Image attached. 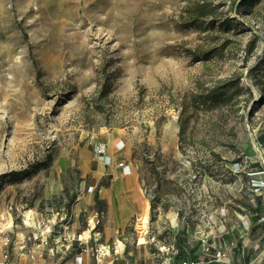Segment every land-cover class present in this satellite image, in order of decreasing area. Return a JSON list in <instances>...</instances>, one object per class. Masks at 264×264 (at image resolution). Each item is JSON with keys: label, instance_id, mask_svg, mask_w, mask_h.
Wrapping results in <instances>:
<instances>
[{"label": "rangeland", "instance_id": "rangeland-1", "mask_svg": "<svg viewBox=\"0 0 264 264\" xmlns=\"http://www.w3.org/2000/svg\"><path fill=\"white\" fill-rule=\"evenodd\" d=\"M238 1L0 0V176L28 174L0 181V264H262L264 0ZM120 163L150 212L113 227Z\"/></svg>", "mask_w": 264, "mask_h": 264}, {"label": "bare ground", "instance_id": "bare-ground-1", "mask_svg": "<svg viewBox=\"0 0 264 264\" xmlns=\"http://www.w3.org/2000/svg\"><path fill=\"white\" fill-rule=\"evenodd\" d=\"M122 144L115 145V149H121ZM103 199L108 200L111 210V224L113 227L122 225L126 221V215L131 211H139V189L135 180V175L129 165L122 170L121 174L115 175L110 188L101 193ZM146 214L142 220L145 222Z\"/></svg>", "mask_w": 264, "mask_h": 264}, {"label": "trees", "instance_id": "trees-1", "mask_svg": "<svg viewBox=\"0 0 264 264\" xmlns=\"http://www.w3.org/2000/svg\"><path fill=\"white\" fill-rule=\"evenodd\" d=\"M253 2H254V0H239L237 3V6L235 7V12L239 16H244L245 13L243 10L247 6L253 4ZM194 8L199 12V15L201 17H207L209 15V13H208L209 11L207 10V6L205 4L196 5ZM256 46H257V39L255 36H253L249 45H248V48L245 51L246 56L244 57V61H247V59L250 56H252V53H253L254 49L256 48ZM235 86H236L237 90H240L237 83ZM225 94H226V92L224 90L221 91V90H219V88H217V89L211 90L208 93L207 97L211 102H214L217 99H219L220 97H224ZM49 159H50V156L48 155L47 160H49ZM45 165H46V163L40 164V166H45ZM27 175H28L27 171H25V170H23V171H10L8 173L1 175L0 181L7 179L9 183H19L24 178H26ZM93 199H94L95 207L97 208V210L99 212H102L105 208V203L103 200H101L99 198L98 190L95 191ZM262 264H264V260H263Z\"/></svg>", "mask_w": 264, "mask_h": 264}, {"label": "built area", "instance_id": "built-area-1", "mask_svg": "<svg viewBox=\"0 0 264 264\" xmlns=\"http://www.w3.org/2000/svg\"><path fill=\"white\" fill-rule=\"evenodd\" d=\"M99 156H98V160L100 162L103 163L104 166H109L112 162V159L110 156H104L103 153L99 152L98 153ZM263 164V165H262ZM262 164L261 162L258 163V166L260 168H262V170H260V174L264 173V161H262ZM119 167L122 168V170L126 167V165H123V163H120L119 164ZM255 174H258L257 172L256 173H251L249 174L250 177L252 176H256ZM252 184H254L252 187H253V192L254 193H261V191H263V187L264 186V182L263 181H259V180H256V179H252ZM262 184V185H261ZM264 222V216L260 217L255 225H258L260 223H263ZM246 224V226L248 225L246 222L244 223ZM187 228L189 227V225H186ZM154 241V238L151 237V241L150 242H153ZM147 241H145L144 244H146ZM6 245V243L4 244ZM27 252L28 254H30L32 256V249H27ZM173 252H175V245L174 244H166V243H162L159 247H158V253L162 254V255H165V256H168V255H171ZM7 258V253L4 252L3 253V259L5 260ZM169 259L168 258H165L164 261L161 263V264H168V261ZM227 259L225 258V255L220 253V252H217L215 255H214V261L215 262H220V263H229V261H226ZM55 264V263H54ZM246 264H252V263H246Z\"/></svg>", "mask_w": 264, "mask_h": 264}, {"label": "crops", "instance_id": "crops-1", "mask_svg": "<svg viewBox=\"0 0 264 264\" xmlns=\"http://www.w3.org/2000/svg\"><path fill=\"white\" fill-rule=\"evenodd\" d=\"M121 173H119V175H120ZM115 175H113V177H114ZM112 182V181H111ZM110 185H111V183H110ZM110 185L107 187V188H100V189H102V190H99L98 189V194H99V196H101V193L103 192V191H106L107 189H109L110 188ZM102 198V197H101ZM107 203H108V200H106V199H104ZM109 204V203H108ZM139 205H140V213H142V214H146V216H149V212H150V205H149V202L146 200L145 202L144 201H142V199H141V197L139 196ZM135 212V211H134ZM133 213V211H131V212H129L127 215H126V221L128 220V218H129V216L131 215ZM111 214V213H110ZM117 243H120L121 244V242L120 241H117ZM122 245V244H121ZM188 248V245H181L180 246V248H183V249H185V248ZM116 249H118V247L116 248ZM181 251V250H180ZM130 254L128 253V254H126L125 256H124V258H126V261L127 262H129V264H130V262H131V264H147V260L149 259V257H147V259L146 258H140V255H139V257L138 258H133V257H131V258H129L128 256H129ZM31 257H33V256H31ZM107 259L106 260H110L111 261V263L113 262L114 263V261L116 262L115 264H120V258H122L121 256H118V255H115V256H113V254L112 253H110V255H109V257H106ZM122 260H125V259H122ZM129 260V261H128ZM119 261V262H118ZM194 262L192 263V264H227V263H214L212 260H210L209 258H207V254H204L203 253V256L201 255H198L197 257H195L194 258V260H193ZM228 264H230V263H228Z\"/></svg>", "mask_w": 264, "mask_h": 264}]
</instances>
